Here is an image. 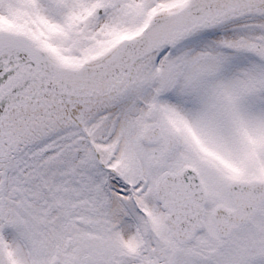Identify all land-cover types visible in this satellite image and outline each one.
I'll return each instance as SVG.
<instances>
[{"label": "snow or ice", "instance_id": "1", "mask_svg": "<svg viewBox=\"0 0 264 264\" xmlns=\"http://www.w3.org/2000/svg\"><path fill=\"white\" fill-rule=\"evenodd\" d=\"M0 264H264V0H0Z\"/></svg>", "mask_w": 264, "mask_h": 264}]
</instances>
